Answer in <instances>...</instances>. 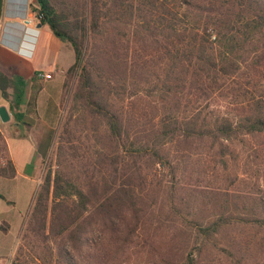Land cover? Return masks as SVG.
<instances>
[{
	"label": "trees",
	"instance_id": "1",
	"mask_svg": "<svg viewBox=\"0 0 264 264\" xmlns=\"http://www.w3.org/2000/svg\"><path fill=\"white\" fill-rule=\"evenodd\" d=\"M35 1L36 19L74 54L63 88L74 78L73 102L104 126L111 153L103 158L109 168L104 176L81 180L48 171L23 225V244L10 264H28L25 250H33L32 240L45 246L49 264L128 263L138 241L142 248L161 241V223L145 207L142 172L145 166L166 165L174 174L164 146L190 151L218 145L222 156L228 150L224 142L264 135V0ZM134 45L146 55H139ZM151 52L163 64L161 75L154 71L153 90L162 102L172 100V106L155 129L132 135L130 121L123 120L114 101L127 95L129 71L136 76L140 69L135 55L145 65ZM25 85L22 77L0 69L1 97L13 120L28 129L19 111ZM227 97L231 101L221 115L217 99ZM181 99L192 109L184 119L176 113ZM35 101L33 96L29 107ZM71 119L72 111L64 138H59L65 152L73 149ZM2 152L8 155L0 134ZM15 174L8 159L0 177ZM258 202V214L240 222L264 231V203ZM233 221L221 214L206 225L192 222L195 241L212 239ZM184 260L166 263L196 262L192 256Z\"/></svg>",
	"mask_w": 264,
	"mask_h": 264
},
{
	"label": "rangeland",
	"instance_id": "2",
	"mask_svg": "<svg viewBox=\"0 0 264 264\" xmlns=\"http://www.w3.org/2000/svg\"><path fill=\"white\" fill-rule=\"evenodd\" d=\"M216 45L214 54L217 55L220 48ZM133 47L139 55H146L137 46ZM135 56L140 69L135 71L136 76L129 71L127 95L114 103L123 120L130 121L132 135L139 136L156 128L159 119L172 106V100L170 104L162 102L159 92L153 90L157 79L154 71L158 75L163 72V64L156 61V54L149 53L144 60L145 65ZM136 60L131 63L132 69ZM74 84L72 78L67 87L62 86L54 130L42 162V152L32 139L5 133L17 168L29 176L28 180H19V200L16 190L12 194L24 214L25 210L30 211L38 186L48 171L52 175L59 172L84 180L88 176H104L109 169L108 160H103L111 153L104 126L93 120L83 106L74 104ZM230 99H217L219 114H224L226 110L223 108ZM191 110L189 104L181 99L176 113L179 119H184L189 117ZM71 111L68 128L73 131V149L65 152L59 138ZM224 144L228 150L222 156L218 145L211 148L202 144L191 147L190 151L181 148L175 151L177 146L168 144L162 149L168 153L174 174L166 165L143 168L142 195L145 207L154 211V217L161 223V241L144 248L138 241L131 251L130 261L121 264H167L176 260L182 262L188 256L194 257L195 264H264V231L240 222L258 214V199L264 203V135L245 136L242 140ZM221 214L234 221L221 228L212 239L195 241L191 223L206 225ZM22 228L7 264L14 258L18 246L23 244ZM31 244L34 245L33 250H25L28 264H49L45 246L34 240Z\"/></svg>",
	"mask_w": 264,
	"mask_h": 264
},
{
	"label": "crops",
	"instance_id": "3",
	"mask_svg": "<svg viewBox=\"0 0 264 264\" xmlns=\"http://www.w3.org/2000/svg\"><path fill=\"white\" fill-rule=\"evenodd\" d=\"M35 6V0H0V69L24 79L25 92L19 111L24 115L23 122L30 125L27 129L13 120L8 102L0 94V107H5L10 117L8 123H0V130L7 146V157L16 172L12 179L0 177V264H7L29 211L22 213L12 198L16 190L19 200V180H28L29 176L17 168L5 133L32 139L40 148L43 161L59 110L64 75L74 63L69 45L60 42L48 25L36 19L32 11ZM38 72L50 74L51 78L41 80L36 76ZM33 96L35 105L29 107Z\"/></svg>",
	"mask_w": 264,
	"mask_h": 264
},
{
	"label": "built area",
	"instance_id": "4",
	"mask_svg": "<svg viewBox=\"0 0 264 264\" xmlns=\"http://www.w3.org/2000/svg\"><path fill=\"white\" fill-rule=\"evenodd\" d=\"M37 78L41 79V80H48L51 78L50 74H46L43 72H38L36 74ZM1 123V122H0ZM0 134H1V130H0ZM8 161V157L4 154V153H0V167H4L7 164Z\"/></svg>",
	"mask_w": 264,
	"mask_h": 264
},
{
	"label": "water",
	"instance_id": "5",
	"mask_svg": "<svg viewBox=\"0 0 264 264\" xmlns=\"http://www.w3.org/2000/svg\"><path fill=\"white\" fill-rule=\"evenodd\" d=\"M9 120H10V117H9V114H8L6 108L1 106L0 107V122L2 124H5V123H8Z\"/></svg>",
	"mask_w": 264,
	"mask_h": 264
}]
</instances>
